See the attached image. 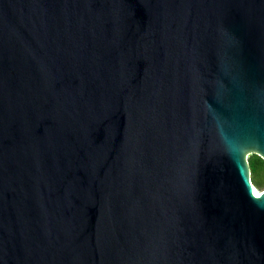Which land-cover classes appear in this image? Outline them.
I'll return each instance as SVG.
<instances>
[{
    "label": "water",
    "instance_id": "water-1",
    "mask_svg": "<svg viewBox=\"0 0 264 264\" xmlns=\"http://www.w3.org/2000/svg\"><path fill=\"white\" fill-rule=\"evenodd\" d=\"M264 0H0V264H264Z\"/></svg>",
    "mask_w": 264,
    "mask_h": 264
},
{
    "label": "trees",
    "instance_id": "trees-1",
    "mask_svg": "<svg viewBox=\"0 0 264 264\" xmlns=\"http://www.w3.org/2000/svg\"><path fill=\"white\" fill-rule=\"evenodd\" d=\"M248 166L252 184L261 191L264 188V160L258 155H250L248 157Z\"/></svg>",
    "mask_w": 264,
    "mask_h": 264
},
{
    "label": "rangeland",
    "instance_id": "rangeland-1",
    "mask_svg": "<svg viewBox=\"0 0 264 264\" xmlns=\"http://www.w3.org/2000/svg\"><path fill=\"white\" fill-rule=\"evenodd\" d=\"M254 187L256 188L257 191H259V188L257 186L254 185Z\"/></svg>",
    "mask_w": 264,
    "mask_h": 264
},
{
    "label": "bare ground",
    "instance_id": "bare-ground-1",
    "mask_svg": "<svg viewBox=\"0 0 264 264\" xmlns=\"http://www.w3.org/2000/svg\"><path fill=\"white\" fill-rule=\"evenodd\" d=\"M254 191L257 193L258 191L256 190V188L254 187Z\"/></svg>",
    "mask_w": 264,
    "mask_h": 264
}]
</instances>
